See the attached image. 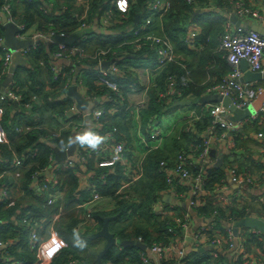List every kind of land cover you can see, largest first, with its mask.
I'll return each instance as SVG.
<instances>
[{"label": "trees", "instance_id": "trees-1", "mask_svg": "<svg viewBox=\"0 0 264 264\" xmlns=\"http://www.w3.org/2000/svg\"><path fill=\"white\" fill-rule=\"evenodd\" d=\"M111 1L115 2V0H92L89 9L90 19L96 22L98 18H94V13L100 11L102 15L110 7ZM149 1L151 0H128L119 6L114 5L112 9L116 17L113 23L101 27L100 31L92 28L85 34L86 39L79 43L90 54H95L98 49L116 51L118 66L125 70L122 76L116 78L121 87L118 93L96 84L95 69L83 68L80 73H76L72 72V67L59 64L62 67L61 71L55 74L52 69L55 62L50 56L57 46L53 42H40L28 55V64L18 67L15 71L13 76L15 91L21 96L18 107H15L10 98L0 99L2 127L6 137L5 142H0V185L6 184L12 191L10 196L0 199V240L5 244L8 242L6 246L0 248V257L19 264H99L97 257L104 247L105 240L102 237L91 238L93 230L89 227L94 222L98 226H103L104 216L111 217L110 231L119 240L138 239L141 236L147 245L155 242L166 244L173 242L169 240L173 236L169 232V228L172 227L170 217L157 215L154 211V205L159 201L164 202L163 194L170 190L166 173L160 165L162 160L173 162L166 154L167 148L146 151L143 158V176L135 192L128 194L130 198H125L124 194H116L120 181L124 178L121 164H117L112 169V167H97L93 160L90 161L88 166L90 171L94 172V184L97 185L101 194L109 199L100 205L103 207L107 204L105 209L100 210V207L91 213L92 220L85 227L78 228L81 219L77 214L79 207L75 191L79 184L72 170L67 172L66 180L69 188L61 202V213H59V206L46 205V199L37 196L31 189L33 174L44 169L49 164L50 155L53 154L52 146L46 136L55 127L58 128L60 120L66 117L72 104L71 97L67 95V86L75 76L82 78L83 87H87L92 95L103 97L99 105L108 109V113L104 115L106 127L118 125L121 132H126V134L120 133V138H124L129 145V129L132 126L137 127L139 120L142 131H145L149 120L153 121L160 115L168 113L171 110L170 106L178 104L180 97L197 101L230 70L226 59L217 50L220 36L224 32L223 21L216 20L211 15L204 18L194 16V3L188 0H173L171 9L164 15L153 16L152 23L147 26V29L167 37L175 52L180 55V62L168 63L153 78L151 88L147 92L148 106L139 111L138 120H136L134 107L130 106L126 109L125 105L120 104L115 107V100L121 99L119 95L125 96L135 83L128 71L131 63L148 58V61L153 64L155 59V54L149 50V44H145L144 49L139 51H134L131 44H124L130 33L129 27L140 25L144 17L151 14L146 12ZM2 2L3 0H0V7ZM206 2L232 11L235 0H199L196 4L204 5ZM82 9V5L77 4V0H12L10 13L6 14L16 22L24 24L27 29L74 32L80 24L76 14ZM128 13L130 16L126 19L119 16ZM135 14H141L138 24L133 22ZM192 20L199 22L202 33L188 44L185 40L189 39V31L185 29V26H188L190 24L188 22ZM4 32L0 19V38L4 36ZM3 54L4 51L0 48V73L4 69ZM82 61L84 67H93L97 63L90 59ZM187 69L192 72V78L196 84L187 82ZM79 74H81L80 77ZM168 82L174 88L171 92L176 99L170 104L160 97V92L167 88ZM195 126L196 129L188 130L184 125L178 131V138L175 135L169 137V141H174L172 149L175 152L178 150L177 153H179L190 144H199L204 131L209 128H213L217 134L222 132L219 125L211 124L209 116L197 121ZM18 128H22L23 133H19ZM63 134L65 141H59L60 145L73 137L71 130H64ZM29 149L35 150V156H26L20 167L13 165V158L24 157ZM220 170L217 167L210 170L209 177L212 178L207 182L209 195L224 179V174ZM103 173H108L105 179L100 178ZM184 190V187L180 188V191ZM250 193H253V190H250ZM133 199H136L137 204L133 203ZM182 199L186 200V198ZM109 203L112 205L110 206ZM136 205L139 211L130 213L129 210ZM250 207L258 210L256 203H251ZM192 208L194 215L187 210L183 211L189 213L190 220L203 214L205 220L206 218L216 220L217 227L224 226L221 223V216L226 218L225 211L218 204H213L211 198L208 201L196 199V207ZM79 210L81 214L84 213L82 208ZM231 214L235 219L250 215L246 209L234 208ZM33 229L41 232L43 236L51 233L58 234L65 238L67 245L55 253L49 261H41L37 256V248H33L30 244ZM193 230L196 229L194 227L190 229V231ZM254 240L255 238L248 240L246 243L248 249L254 244ZM258 240L260 241L258 246L263 247L264 243L260 237ZM214 249L219 252L216 258L205 255V251L202 254V251L189 248L188 264H232L228 253L222 252L220 247H214ZM143 252L144 250L136 246L123 247L118 244L112 246L102 256V264H143ZM198 254L200 256L196 257Z\"/></svg>", "mask_w": 264, "mask_h": 264}, {"label": "built area", "instance_id": "built-area-1", "mask_svg": "<svg viewBox=\"0 0 264 264\" xmlns=\"http://www.w3.org/2000/svg\"><path fill=\"white\" fill-rule=\"evenodd\" d=\"M31 1V0H30ZM173 0H151L148 2L146 12L151 14L144 17L143 23L140 25L130 26L128 39L124 44H131L134 51L144 49L145 44L150 45L151 52L155 54L153 64L147 60H143L137 66L131 65L128 68L130 74L136 76L137 74L144 73L145 78L138 80L130 88V92H141L142 96L138 100L131 102L127 95L120 96V100H115L114 106L118 107V104L125 105L128 109L130 106L134 107L136 113V120L139 119V111L148 106V91L153 83V78L156 74L168 63H179L181 59L178 55L172 43L167 37H164L152 29H147V26L152 23V17L157 15H164L172 7ZM194 3L195 11L201 10L206 15H211L214 18L223 21L224 32L220 36V43L217 50L222 53V56L226 59L230 70L223 75L218 82H215L209 89V94L220 93L223 96L231 98V103L238 109L252 108L251 113L238 120L233 121L228 116L233 115V112L222 101L207 102L201 107V113L197 114V109L193 108L190 113L191 119L194 121L186 126L188 130L196 129L195 125L197 121L203 118L210 117L211 124L219 125L222 129L220 134L214 132L213 128H209L204 131L201 142L197 145L190 144L186 149L180 151L177 154L176 159L173 162L168 160H162L160 162L163 171L166 173V181L170 188L169 194L174 199L186 198L188 204L191 207H196V199L208 201L212 199V203L221 204L222 206H232L236 209L244 210L250 213L249 216H258L264 218V192H261L259 188L258 179L249 171H237L232 168L233 180L240 186L239 189L234 192H225L224 185L225 179L221 180L214 192L209 195L207 188V182L212 177H209L210 170L215 167L216 160L211 154L212 146L217 143L226 144V156L229 160L235 161L240 158H245L257 164V159L253 157L249 159L248 154L245 151H240L235 147L236 139L239 138L244 132L245 127H259L257 131V141L262 144V156L264 157V101L262 100L264 93V86H253V83L244 82V71L241 68L242 61L248 62V69L254 72L264 73V32H259L252 29L242 23L236 25L231 17L236 15L241 20L247 18L252 19L254 22L258 20H264V9L255 5L248 0H235L232 11H227L226 8L219 5H212L205 3L204 5L196 4L199 0H188ZM92 0H77V4L82 5L83 9L76 16L80 20L78 29L74 32L55 30L41 31L34 28L27 29L24 24L16 22L10 15L12 0H3L0 13L7 16L8 19L17 23L20 31L17 33L19 39H32L31 45L21 47L18 50L8 48L4 43V36L0 38V48L4 51V65L3 71L0 73V85H3V81L9 72V66L12 61V56L15 51L27 59L32 49H35L40 42L55 43L53 38L55 36H61L63 38H70L71 41H62L55 43L57 46L52 56L55 63L52 65V69L55 74L61 71L59 64H65L72 67V72H77V64L83 62L82 60L90 59L95 60L97 63L93 67H84L95 69V82L97 85H103L107 87L109 91L118 93L121 91V87L118 84L117 77H120L125 72L124 69H120L117 62L116 51L112 49H98L95 54L88 53L80 41L86 39V33L92 28L100 31L101 27H105L108 24L113 23V19L116 14L113 13L112 7L114 5L119 6L123 2L128 0H115L111 1L109 8L102 15L100 11L94 13V18H98L96 22L90 19L89 9L91 7ZM7 13V14H6ZM2 14L0 19L2 20ZM141 14H135L133 22L138 24L140 22ZM120 18H128L130 15L121 14ZM199 24V22L197 21ZM196 23V24H197ZM185 29L190 30L189 26H185ZM202 33L201 28L198 26L194 30L189 31V39L185 41L190 44L192 39L195 40L199 34ZM78 41V42H77ZM128 55V54H127ZM126 55V56H127ZM28 61V59H27ZM110 61L107 69L102 68V63ZM82 68V69H83ZM187 82L193 83L192 72L187 69ZM14 76V75H13ZM76 85L85 89V93L92 95L88 91V88L83 87V80L79 78ZM73 81L67 86V91ZM1 85V86H2ZM172 84L168 82L167 88L160 92V97L165 100L166 103H172L176 99L173 96ZM174 93V92H173ZM72 104L67 111L66 117L60 120L58 128H54L46 139L51 144L53 154L50 155L49 164L42 170L33 174V183L31 189L39 197L46 199V205L59 206V213L62 211L61 202L65 198L66 192L69 188L66 176L67 172L72 170L73 174L78 179V188L76 189V198L78 199L77 206L83 209L84 213L81 214V222L78 226H88L92 220L91 213L96 211L101 206V203L107 201L109 197L101 194L96 184H94L95 175L90 171L89 163L94 162L97 167H115L117 164L123 166L124 178L120 181L119 189L116 194H124L125 198H130V192L134 193L137 188L140 179L143 176L144 166L143 158L137 159V155L133 152L130 145L124 138H120L121 133L118 125L113 124L106 127L104 122V115L108 113L106 107L99 105L100 101L92 107L90 111L91 126L83 134L94 136L91 139H99V143L95 148L89 146L87 143L81 144L75 143V148L72 155H67L66 158L58 160L56 158V150L63 149L59 141H65L63 134L64 130H71L74 133L82 130L81 118L84 117V113L80 112L77 108V101L73 96ZM10 98L16 101L19 105L21 99L20 94L15 91V82L12 80L9 84L1 88L0 99ZM259 106L255 103L260 100ZM179 101V100H178ZM18 107V106H17ZM148 137H143L144 145L147 150L161 149L165 139L168 136L162 125L160 124V118L155 120H149L147 123ZM19 133H23L22 128H18ZM6 137L4 129L2 127V108L0 107V142H5ZM91 142V141H90ZM36 152L33 149H29L24 157L17 156L13 158V165H23V160L26 156H35ZM114 172V171H113ZM108 173H103L100 178L105 179ZM264 178V176H263ZM184 187V191H180V188ZM249 189H253V193H250ZM9 186L6 184L0 185V199H4L11 195ZM168 193V192H167ZM164 195V194H163ZM133 203H136V199H133ZM162 201L157 202L154 205V211L157 215L167 217L171 219L172 227L169 232L173 236L169 239L173 242L166 244L164 242H155L151 245H147V249L142 253L143 264H188L190 258L188 254L189 248L194 251H199L202 244L208 242L213 245V248L220 247L222 252L228 253L231 257L232 264H264V246H258L260 240L264 243V233L256 228H245L240 234L235 235L232 227L221 216V223L224 224L222 228L217 227L216 220L206 218L199 222L190 220L189 213L180 214L176 211V204H168ZM251 203H258L261 205L258 210L250 207ZM137 204V203H136ZM110 206L112 203L109 204ZM136 205L129 210L131 213L134 211L137 213L139 209ZM219 212V211H215ZM196 222V223H195ZM196 230L190 231V229ZM236 237L239 238L241 244L236 243ZM251 238H255L254 244L251 248L254 252H249L246 243ZM257 238V239H256ZM139 241H143V238L138 237ZM8 242L0 240V248L7 245ZM59 244V249L67 245L64 237L58 234L51 233L48 236H43L41 232L33 229L30 235V244L32 247L37 248V256L41 261L47 262L46 258L40 256L43 253V249L51 244ZM237 244V245H236ZM257 245V246H256ZM207 247V248H208ZM54 253V254H55ZM208 255L216 258L219 256V252L215 249L209 250ZM53 254V255H54ZM52 255V256H53ZM0 264H19L13 261H9L8 258L0 257Z\"/></svg>", "mask_w": 264, "mask_h": 264}, {"label": "crops", "instance_id": "crops-1", "mask_svg": "<svg viewBox=\"0 0 264 264\" xmlns=\"http://www.w3.org/2000/svg\"><path fill=\"white\" fill-rule=\"evenodd\" d=\"M249 1L252 3H255L256 6L264 9V0H249ZM198 11H201V10H197L194 13V16L206 15L205 12L201 11V13H198ZM250 20L252 21V23L259 25V27L262 28V32H264V20H258V21L254 22L252 19L247 18V19L242 20V21L246 25V23ZM188 23H190V24H188L190 30H194L198 26L200 27V25L194 20H192ZM190 30H188V31H190ZM201 30H202V28H201ZM141 61H143V60H139L137 63L132 62L131 64L137 66L138 64H140ZM83 66L84 65L82 64V62L77 64V67H76L77 72L76 73H78V72L80 73L82 71ZM248 67H249L248 62L242 61L241 68L244 71L243 81L244 82H250V84L253 83V86H255V87H257L258 85L264 86V78L256 79V80H246L245 79V71L249 70ZM144 75L145 74L142 72L140 74H137L136 76L131 75V78L136 83L138 80L145 78ZM80 76H81V74H79V77ZM78 79L79 78H76V76H75L72 80L73 83H75V84L78 83V81H77ZM192 84H196V83H194V79H193ZM1 85H0V90H1V88L3 89V85L2 86ZM77 87H78V90L80 91V93L84 96V98L89 103H91V106L89 107V111L92 110V107L95 106L97 102L101 101L100 99H103V97L99 98L98 96H91L89 94H86L85 89L80 87L79 85ZM126 95L128 96L129 100L131 99L130 100L131 102H134V101L138 100L139 98H141L142 93L140 91L135 92V93L129 91ZM205 95H209L208 90H206V93L203 96H205ZM200 99H201V97L197 101H191V100H188L187 97H185L184 99H183V97H180L178 99L179 100L178 104H176L177 106L171 105L170 106L171 110L168 113H165V114H162L159 116L160 124L162 125L163 129L166 132H169L172 128H175L178 125V123H180V122H182L181 127H183L184 125L188 126L190 123L194 122L190 117L191 116L190 113L193 111V108L197 109V111H198L197 114L201 113V107L205 103H199ZM262 100L264 101V93H263ZM182 101H191V104H182L181 103ZM78 110L80 112H83L84 117H85V118L80 119L81 120L80 122L82 123V130H80L77 133H74L73 137L69 141L64 142L63 145L61 144V147L63 149H67L66 151H69L70 143L73 141L75 142V138L77 136L83 135L91 126V117L90 118L88 117V111H87L88 109L87 110L78 109ZM244 130H245V132L239 138L236 139L235 147H237V149H240V151L241 150L245 151L248 154V157L250 160H252L253 157H255L258 161L257 164H255L252 161L247 160L246 159L247 157L240 158V159H237L235 161L229 160L228 157L226 156V153H225L226 152V150H225L226 144L225 143H217V144H214L212 146L211 154L214 157V159L216 160V162L218 161L219 156L222 155V164L220 166H218L217 168H220L221 169L220 172L224 174V177H223L225 179L224 191L228 192V193L234 192L235 190L240 188V186L236 183V181L233 180V175H232V171H231L232 168H235V169H237V171L240 172V169H239V167H240L242 169V172H243V170L251 172V174L254 175L256 177V179H258L259 188L262 184H264V178H263V176H264V157L262 156V148L263 147H262V144L259 141H257L258 137L256 136L257 135L256 130H258V129L245 127ZM121 133L126 134V132H121ZM143 137H148V128L146 126L145 131H142L140 120H139L137 127L132 126L129 129V139H130L129 145H130V148H132L133 152L137 155V159L144 158L146 151H147L146 146L144 145ZM168 142H170L169 137H167L165 139L164 144H163L161 149L167 148L166 149L167 150V152H166L167 156L170 158V160L174 161L177 157V154H178L177 151L178 150L176 152H175V150L172 151L170 148V145H168ZM74 148H75V146H74ZM62 151H65V150H62ZM250 190L251 189H249V191ZM165 194H169V192L168 193L165 192L164 195ZM164 195H163V200H164ZM178 201L182 202L181 205L176 204V206H177L176 211L178 213H181V212L186 211V210L189 211L190 213L193 212V208L190 205H188V209L186 208L185 200L179 199ZM164 202L168 203V204H173L174 201H171V202L164 201ZM175 203H177V202H175ZM218 205L221 207V209L223 211H225V217L226 218H224V220L230 224V226L232 227V230L234 231L235 223L237 221L241 220V219L232 218L231 210L233 208L236 209V207L222 206L221 204H218ZM106 207H107V204L105 206L101 207L100 210H103ZM257 207L258 206L256 204V208ZM192 215H194V214L192 213ZM204 218H205V216H203V214H199L198 218H194L193 220L199 222V220L204 219ZM91 224H90L89 228L91 230H93L92 234L99 231L102 228V226H98L97 223H95V222L92 225ZM238 227H239L238 234H240V232H242V230H244L245 228H248L247 226H238ZM105 243H106V240H105ZM236 243L238 245L241 244L238 237H236ZM208 246H209L208 242L204 243V246L202 245L201 249L199 251L200 252L202 251V254L205 251L204 252L205 255H208L207 252L209 250L214 249L213 245L210 244V247H208ZM59 247H60L59 244H56V243L51 244V245H49L43 249V253H40L41 254L40 256L49 260L52 257V255L59 249ZM251 249L254 252L253 248H249L248 250H251ZM199 256L200 255L198 254L196 257H199ZM230 257L231 256L228 254L229 259H230ZM109 264H111V263H109Z\"/></svg>", "mask_w": 264, "mask_h": 264}, {"label": "water", "instance_id": "water-1", "mask_svg": "<svg viewBox=\"0 0 264 264\" xmlns=\"http://www.w3.org/2000/svg\"><path fill=\"white\" fill-rule=\"evenodd\" d=\"M198 13H201V11H198ZM231 20L236 24L240 25L242 23V20L238 18L236 15H233L231 17ZM2 24L5 29L4 32V43L5 45L13 50H18L21 47H25L28 45H31L33 43L32 39H19L17 37V33L20 31L19 26L17 23L14 21L10 20L7 18L5 14H2ZM247 26L251 27L254 30H257L259 32H262V28L259 27V25L252 23V21H248L246 23ZM53 41L55 43H59L62 41H67L70 42V38H63L61 36H55L53 38ZM50 56L52 57L53 60L54 57L50 53ZM244 62V61H243ZM110 61H105L102 63V68L107 69ZM28 64V61L25 57H23L19 51H15L12 56V61L9 66V72L6 76V78L3 81V86L6 87L9 82L12 80L13 75L15 71L17 70L18 67L20 66H26ZM264 78V73L261 72H254L251 70L245 71V79L246 80H256V79H261ZM67 95L73 96L76 101H77V108L81 110H87L88 111V117L90 118V111L89 107L91 106V103H89L84 96L80 93L78 90V87L76 84H73L69 87L67 91ZM212 101H222L229 109L234 113L233 115H229L228 117L233 120V121H238L246 116H248L251 113L252 108H247V109H238L236 108L232 103H231V98L228 96H223L220 93H214V94H209L201 97L199 100V103H207V102H212ZM182 104H191V101H182ZM14 105L17 107L18 103L14 101ZM75 142L70 143V148L69 151H62V150H56V158L58 160L66 158V156L72 155L73 150H74ZM222 164V155L219 156L218 161L215 163V167H218ZM164 201L166 202H171L174 201V204L181 205L182 202H179L178 199H174L172 195L170 194H165L164 195ZM177 202V203H175ZM186 203V208L188 209V201H185ZM190 209V208H189ZM111 219L110 216H104L103 217V226L102 228L93 233L91 235V238H97V237H102L106 240V243L103 247V249L99 252L98 254V262L99 264H102V256L112 247L115 245H121L123 247L126 246H136L140 248L141 250H146L147 249V244L139 241L137 239H118L113 232L110 231L109 228V220ZM238 226H247L249 228H256L264 232V218L263 217H258V216H249L246 218H243L235 223L234 227V233L237 235L239 227Z\"/></svg>", "mask_w": 264, "mask_h": 264}, {"label": "rangeland", "instance_id": "rangeland-1", "mask_svg": "<svg viewBox=\"0 0 264 264\" xmlns=\"http://www.w3.org/2000/svg\"><path fill=\"white\" fill-rule=\"evenodd\" d=\"M263 83V82H262ZM261 83V84H262ZM260 101H261V99L260 100H258L256 103H255V105L256 106H259V104H260ZM181 125H182V122H180V123H178V125L175 127V128H172L169 132H168V136L167 137H171V136H174L175 135V137H179L178 136V130L181 128ZM177 131V132H176ZM168 145H170V148H171V150L172 151H174L172 148H173V145H174V141H170V142H168ZM239 169H240V171H242V169L239 167ZM259 190L261 191V192H264V184H262L261 186H260V188H259ZM110 204V203H109ZM257 206L260 208V209H262L261 208V205H259L258 203H257ZM77 208V207H76ZM263 210V209H262ZM185 213H187V212H185ZM184 212H183V214H185ZM77 214H78V216L81 218V213H80V210H79V208L77 209ZM170 229V228H169Z\"/></svg>", "mask_w": 264, "mask_h": 264}, {"label": "clouds", "instance_id": "clouds-1", "mask_svg": "<svg viewBox=\"0 0 264 264\" xmlns=\"http://www.w3.org/2000/svg\"><path fill=\"white\" fill-rule=\"evenodd\" d=\"M121 8L123 9V6L121 5ZM196 12V11H195ZM207 15H202V16H198V17H206ZM216 19V18H215ZM218 20V19H216ZM94 136L93 134H89V135H81V136H77L75 138V142H79L81 144H85L87 143L89 146L95 148L96 145L100 142L98 138L96 139H91V137ZM91 141V142H90ZM138 240V239H137Z\"/></svg>", "mask_w": 264, "mask_h": 264}]
</instances>
